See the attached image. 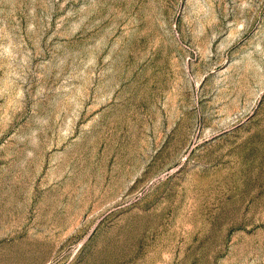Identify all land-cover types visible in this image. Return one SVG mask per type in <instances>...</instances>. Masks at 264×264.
Returning <instances> with one entry per match:
<instances>
[{
    "label": "rangeland",
    "instance_id": "1",
    "mask_svg": "<svg viewBox=\"0 0 264 264\" xmlns=\"http://www.w3.org/2000/svg\"><path fill=\"white\" fill-rule=\"evenodd\" d=\"M0 264H264V0H0Z\"/></svg>",
    "mask_w": 264,
    "mask_h": 264
}]
</instances>
